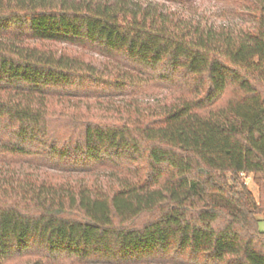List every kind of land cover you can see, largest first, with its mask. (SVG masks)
<instances>
[{
	"label": "trees",
	"instance_id": "16d2710c",
	"mask_svg": "<svg viewBox=\"0 0 264 264\" xmlns=\"http://www.w3.org/2000/svg\"><path fill=\"white\" fill-rule=\"evenodd\" d=\"M216 1L0 0V264H264V0Z\"/></svg>",
	"mask_w": 264,
	"mask_h": 264
},
{
	"label": "rangeland",
	"instance_id": "374dc122",
	"mask_svg": "<svg viewBox=\"0 0 264 264\" xmlns=\"http://www.w3.org/2000/svg\"><path fill=\"white\" fill-rule=\"evenodd\" d=\"M142 2L148 9L159 8L163 13L176 11L186 18L198 19L201 22L221 23L234 28L244 27L252 19L248 8L237 4H225L216 0H186L183 3H170L161 0H125L126 4L132 6H139ZM246 182L251 189L255 188L249 176ZM257 217V229L264 232V213L258 214Z\"/></svg>",
	"mask_w": 264,
	"mask_h": 264
}]
</instances>
